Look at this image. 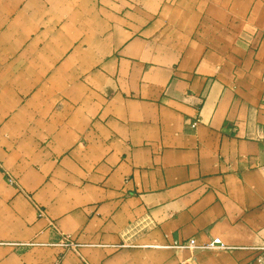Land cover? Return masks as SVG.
<instances>
[{"label":"crops","instance_id":"0c3cea01","mask_svg":"<svg viewBox=\"0 0 264 264\" xmlns=\"http://www.w3.org/2000/svg\"><path fill=\"white\" fill-rule=\"evenodd\" d=\"M263 166L264 0H0V264H264Z\"/></svg>","mask_w":264,"mask_h":264},{"label":"built area","instance_id":"2783aa9c","mask_svg":"<svg viewBox=\"0 0 264 264\" xmlns=\"http://www.w3.org/2000/svg\"><path fill=\"white\" fill-rule=\"evenodd\" d=\"M263 172H264V166L262 167ZM38 209V211L43 214L44 211L41 208L40 205L36 204L35 205ZM12 245H30L31 243H9ZM57 245L62 246V247H66V248H77L78 244L75 242H72L68 237H65L63 239H61ZM170 247L174 248V249H188L192 252L194 251H198V250H205V249H234L236 247L234 246H230L225 244L220 238H214L211 241L205 242V243H201L199 242L196 238L192 237L186 241L183 242H177V243H173V245H171ZM246 249H250L253 250L255 252H257L259 254V257H264V241L260 244L257 245H253L250 247H244ZM181 264H194V261L192 258H188L184 261L181 262Z\"/></svg>","mask_w":264,"mask_h":264}]
</instances>
